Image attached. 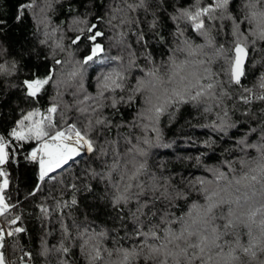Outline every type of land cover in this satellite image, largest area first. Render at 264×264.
<instances>
[{
	"label": "snow or ice",
	"instance_id": "1",
	"mask_svg": "<svg viewBox=\"0 0 264 264\" xmlns=\"http://www.w3.org/2000/svg\"><path fill=\"white\" fill-rule=\"evenodd\" d=\"M0 264H264V0L0 10Z\"/></svg>",
	"mask_w": 264,
	"mask_h": 264
},
{
	"label": "trees",
	"instance_id": "2",
	"mask_svg": "<svg viewBox=\"0 0 264 264\" xmlns=\"http://www.w3.org/2000/svg\"><path fill=\"white\" fill-rule=\"evenodd\" d=\"M20 2V0H0V10L4 11L6 15H10L15 8V5ZM24 31H28V27L25 26ZM115 53V50H113V54ZM93 69H89V75H91ZM190 121V124L188 123ZM205 123L202 119L197 117L195 114L193 115H188L187 112L182 111V113L179 115L177 118L176 122L170 127H165L163 129L164 131V137L166 140H175L176 144L173 145L172 149H161V152L167 153L166 159L169 161H174L176 155H184L183 149L186 148L187 146L182 143L183 139L185 138V135H191L192 137H197L200 140L205 139L202 135V132L204 131L199 127L200 124ZM192 125H196V127H192ZM176 149H180L178 152ZM171 166V165H170ZM82 167V165H76L72 168H70L67 172H64L62 176H58L57 179H63L65 182L68 181V179L71 176H74L75 173ZM9 171L12 173L11 175V180L12 184L10 186V192L13 194L15 193V190L17 186L21 189V195L27 192L28 188L31 187L33 181H34V175L29 169L26 171L21 165L20 169L17 171L14 166L9 169ZM19 177V182L18 178ZM52 183V182H50ZM59 187V186H58ZM44 200V196L38 195L37 198H35L33 203H29L28 201L24 202V211L25 213H35L36 209L34 207L35 203H41ZM26 226L29 227L30 231L33 232L34 234L38 231V223L35 220L34 217H28L25 221ZM21 243L27 244L29 247H36V240L35 236L33 237V240L29 242L27 237H24L21 240ZM19 253L17 252L15 255H18Z\"/></svg>",
	"mask_w": 264,
	"mask_h": 264
}]
</instances>
